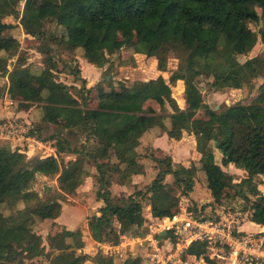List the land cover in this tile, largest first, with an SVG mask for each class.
<instances>
[{"label":"trees","instance_id":"trees-1","mask_svg":"<svg viewBox=\"0 0 264 264\" xmlns=\"http://www.w3.org/2000/svg\"><path fill=\"white\" fill-rule=\"evenodd\" d=\"M21 1L0 0V74L8 75V95L28 93V100L19 104V111H29L42 103V122L61 126L65 132L54 137L58 159L29 158L19 150L0 149V264H25L43 255L51 264H85L94 259L96 264H117L101 253L95 258L85 254L82 229L49 235L51 252L47 254L42 236L21 251L15 247L17 240L35 234L38 223L45 225L62 214L64 196L54 197L47 191V198H42L34 189L39 178L58 176L60 189L67 190L80 175H90V161L103 188L98 192V200L104 204L100 216L88 219L91 237L97 243L118 245L120 236L142 227L146 200L151 202L154 218L173 219L180 200L174 197L173 187L166 179L173 177L175 185L188 197L199 170L205 173L216 202L225 197L228 189H234L236 198L249 203L250 220L264 226V194L256 183L264 176V83L254 104L209 110L207 120L196 118L198 111L208 109L197 84L201 73L213 79L212 86L217 91L242 89L248 80L260 76L264 58L241 63L239 57L251 53L259 37L264 45V0H41L38 7L25 8L22 13ZM7 16L19 19L25 32L34 38L47 37L45 24L56 23L64 30L67 45L73 50L82 49L85 60L98 68L106 66L109 58L126 46L119 32L130 26L137 34L134 47L148 58L157 57L166 43L199 49L200 53L189 58L182 73L171 79L172 84L184 81L187 110L177 106L172 87L163 76L102 95L96 109L89 108L86 97L80 102L70 86L57 80L56 62L50 52L41 51L46 55L47 67L34 74L19 54L20 42L14 37L1 38L8 27L4 22ZM252 23L262 24L259 32L251 29ZM12 57H17L18 62L9 72ZM159 69L164 71L161 61ZM4 96L5 90L0 86V99ZM148 101L156 102L162 109L167 103L174 104V113L167 117L171 124L168 136L180 141L185 132L193 135L201 154L199 167L192 164L187 168L174 163L171 157H154L155 168L145 170L143 156L138 152L141 138L157 127H165L164 117L152 108L144 109ZM33 134L29 132L30 136ZM83 135L86 142L74 147L70 139ZM65 149L75 157L66 164L59 159ZM215 150L222 154L221 165ZM230 165L245 171L247 177L235 183V176L224 170ZM135 175L154 177L145 184L146 190L123 198L113 195L110 188L114 184L131 182ZM16 204L22 206L15 210ZM6 206L12 211L9 215L3 211ZM114 218L127 227L118 231ZM188 252L202 253L195 244ZM123 264H141V260L129 259Z\"/></svg>","mask_w":264,"mask_h":264},{"label":"rangeland","instance_id":"rangeland-1","mask_svg":"<svg viewBox=\"0 0 264 264\" xmlns=\"http://www.w3.org/2000/svg\"><path fill=\"white\" fill-rule=\"evenodd\" d=\"M40 4L41 0H22L19 8L22 13L24 12L25 8H36ZM258 11L261 12V9H258ZM4 22L8 24V27L3 31L1 38L14 37L20 42L21 47L19 54H21L23 58L26 59V65L29 67V69L34 74L42 73V71L46 69L47 65L46 55H44L41 51L44 50L50 52V55L53 56L54 61L56 62L55 74L57 80L70 86L71 93L76 96L80 100V102L83 103L86 97L90 101L89 108H96L99 102V96L104 92H122L125 88L131 87L135 83L143 84L145 82L163 76L166 82L172 87V97L174 98L177 106L183 111L187 110L184 81H178L175 84H172L171 79L173 76L180 75V73H182L181 70L189 63L190 57L196 56L200 53V50L197 48L189 49L182 44L166 43L158 51L157 57L148 58L146 55L138 53L137 49L134 47L137 39L136 29L132 26L126 27L119 32V38L120 40L127 43L126 46L118 54L111 56L109 58V63L106 66H104L103 68H99L100 71L98 70V72H100V76H98L97 79H95L94 76L93 78H88V81H83L81 79L82 69L77 58L80 57L85 60L84 51L82 49H71L65 42L66 37L64 35V30L61 27H58L56 23L49 22L45 24V30L48 35L47 37L42 36L40 38H34L25 32L24 28L20 24L19 19L17 20L13 16H7L6 19H4ZM250 27L254 32H259L262 24L258 25L257 23H252L250 24ZM54 38H57V40L60 41L55 42ZM253 58H264V45L262 44L260 37L251 53L246 56H240L239 61L241 63H245L247 60ZM160 61L162 62L164 71H161L159 69ZM17 62V57H12L10 59L8 67L9 72L14 69ZM94 67L98 68L96 66ZM95 68L92 69L94 73L96 72ZM86 71H89V69ZM263 83L264 69L261 68L260 76L248 80L247 83L242 87V89H226L223 91H217L212 86L213 79H209L203 73H201V75L197 78V84L201 89L204 101L208 105V109L198 111L196 114V118L207 120L209 118V110L221 111L237 104H254L260 94V88ZM9 85L8 75L0 74V86H2L5 90V96L0 99V104L4 106V108H6L3 109L6 110L7 115L9 116L0 121V149L3 147H7L11 150H15V147L12 146L13 138L8 139L10 134V129L8 128V126L10 122H13V120H17V122L22 126H27L29 132L34 133L33 137L39 138L43 142L53 141L51 144L53 146H56L57 138L54 137L64 134L65 129H63L61 133L53 135L50 134L54 133V130L45 133L43 128L41 129V118L44 113V104L42 103L36 104L33 108V112L36 115H33L32 117V124H30L31 126L27 125L25 119H22V117H18L15 115L12 116V114H10V111H19V104L27 102L28 93H26L25 95H21L19 97V101L13 100V102L11 103V101H9L10 96L7 93ZM99 88H107V91L105 89V91H100L101 89ZM181 99H184V104L180 102ZM150 108L154 109L158 116L165 118V127H157L154 130L146 133L141 138L138 152L143 156V159H141V163L144 164L145 170L147 169V167L155 168L156 163L153 160L154 157L159 159H167L170 157L177 158L183 156L181 160L186 161L187 159H189V161H192L193 164H195V162L197 161L196 154H198L195 137L187 132L184 133L183 138L180 141L171 139L168 136L167 129L170 128L171 124L170 120L167 119V117L174 113V104L167 103L166 108L162 109L156 102L148 101L144 104V109L148 110ZM5 124L7 125V127H5ZM29 132L26 133V135H29ZM25 138L27 137L25 136ZM75 139L76 138L74 137L70 139L74 143V147L82 142H86L84 135L80 136L79 139ZM157 145L161 146L160 149H156L155 146ZM16 146H18V148L21 147L22 150H24V148L28 150V144L25 142L23 143L21 141L17 143ZM88 146L91 148V145ZM94 146L95 145H92V150H94ZM47 152H50L49 149L39 147L36 150V153L34 152V155L28 153L25 154H27V157L29 158H35L36 156L41 157ZM215 152H217V162L221 165L222 155H220V153L216 150ZM74 158L75 157L70 154V151L68 149H65L62 156L59 157L60 162H64L65 164L73 160ZM87 167L90 170V174L95 171V166L91 161L88 162ZM224 170L228 174H232L229 171L228 167H224ZM239 174L240 175L235 176V183H240L245 176L247 177V174L245 173ZM153 177L154 175L152 177H147L144 182H151L153 180ZM114 180L119 181L120 178L114 177ZM196 181H198V184L195 185L193 191L188 195L189 198L192 197L194 199L189 200L188 197L182 194V190L175 185L173 177H169L168 179H166V182H169L170 186L173 187L172 190L174 191V197H178L180 200L178 210L176 208L174 210H177L175 217L184 219L187 214H193L195 215V217H198V213L200 210L207 211L210 217L213 219L216 218V210L223 211L225 209L231 208L233 212H247L249 203H240L244 200L235 197L236 192L234 191V189H228L226 191L225 197L220 202H216L208 189L207 179H205V175H203L200 170L196 174ZM145 183L138 185L139 188H132V190H129V192H133L132 194H134L137 190H146ZM256 183L259 184V180H256ZM82 188H80V190ZM34 189L40 194L42 198H47L45 193L47 191L51 192V196L54 197H58L57 194L63 195L64 199L61 202L63 206L65 205L68 208L70 207V209L67 210V212L70 211V213H68L69 216L72 219H77L78 217L76 223L79 227L81 226L78 229L85 230V226L88 225V219L90 217L95 214L100 216V214L97 213L99 209L95 207L97 206L95 204V196L98 197V191L103 189H101L100 185H95L92 189L87 188L81 193H77L79 190L77 192L71 190H61L59 187L58 176L52 178L40 177L38 182L35 184ZM259 190L264 194L263 187ZM117 197L123 198L124 195L120 194V196ZM18 205L22 206L21 204ZM18 205L16 204L13 208L16 210L17 208H19ZM120 205H123V202H120ZM3 211L6 215H9L10 212H12L7 208V206L3 208ZM62 215L63 212L61 216ZM144 218L145 222L142 227L129 230L127 235L120 236V244H122V248H124L123 250H125V257L123 259L116 258L115 260H117V264H123L129 258H142V264H152L151 260L148 258V255L152 254L153 250L152 247L148 246L150 245V243L147 244V236L152 235L159 243V246L164 248L166 253L171 250V244H175L178 241V238L182 239V237H179L175 234L176 229L173 230L171 227L172 223L176 221V218L171 219V221L168 220V218L165 221L163 219H155L152 215L151 202L147 200L145 201L144 205ZM114 219L115 223L117 224L116 226L118 231H122L125 227H127L126 224L122 227L120 222L117 221V218ZM50 227L51 226H49V223H46L45 225H41L40 223H38L34 230L35 234H30L24 239L17 240L15 242V247L17 248V250L21 251L28 246H32L36 242L38 236H42L43 246L46 249L45 253H50L51 249L48 243V230L50 229ZM161 229H163V231L165 230L166 232H171V234L169 236L165 234L161 235L162 233L160 234L159 232V230ZM114 237H116V235H114L113 238ZM83 238H85V234L83 235ZM84 242L86 245L82 251L85 254H88L92 258H95L99 253H101L104 257H106L103 253V250L99 246L100 244L96 245L94 242L89 243L85 239ZM82 251H78V253H81ZM46 256L47 255H43L35 258L34 260L26 261L25 264H51L50 260ZM85 264H96L95 259L90 260Z\"/></svg>","mask_w":264,"mask_h":264},{"label":"built area","instance_id":"built-area-1","mask_svg":"<svg viewBox=\"0 0 264 264\" xmlns=\"http://www.w3.org/2000/svg\"><path fill=\"white\" fill-rule=\"evenodd\" d=\"M8 128V139L13 138L12 146L24 153L21 147L16 145L27 140L25 136L28 135V127L13 120ZM250 216L251 211L233 212L230 208L216 210L215 219L202 210L199 211L198 217L193 214H187L184 219L174 217L176 221L171 227L176 229L175 234L182 239L178 238L175 244H171V250L166 253L152 235L147 236V244L150 243L148 246L153 250L148 258L152 264H264V226L257 224V229L253 231L243 229L247 222H252ZM168 220L171 221L170 218ZM159 232L167 235L168 231L161 229ZM194 244L201 248L200 255L188 252ZM124 251L122 247L117 246L110 248L107 255L123 259Z\"/></svg>","mask_w":264,"mask_h":264},{"label":"crops","instance_id":"crops-1","mask_svg":"<svg viewBox=\"0 0 264 264\" xmlns=\"http://www.w3.org/2000/svg\"><path fill=\"white\" fill-rule=\"evenodd\" d=\"M78 60H79V65L81 66V69H82V72H81V74H82V76H81V79L82 80H85V81H88V78H93L94 76H95V79H97L98 78V76H100V72H98V70H99V68H95L94 67V65H91L90 63H88L87 62V60H84L83 58H80V57H78L77 58ZM93 68H95L96 69V72L94 73L93 72ZM89 69V71H86V70H88ZM100 71V70H99ZM90 85V84H89ZM77 86V85H76ZM88 87H90V86H88ZM89 89H91V88H89ZM99 89H101L100 91H107V88H99ZM105 89V90H104ZM106 93H108V94H110V92H104V93H102L100 96H102V95H106ZM26 94V92H20V93H17V94H14V95H9L10 96V98H9V101H11V103L13 102V100H15V101H19V97L21 96V95H25ZM100 96H99V99H100ZM7 99H8V96H7ZM25 100H27V99H25ZM97 106H98V104H97ZM96 106V107H97ZM4 106H2L1 104H0V121L1 120H3V119H5V118H7V117H9L8 115H7V112H6V110H4V109H6V108H4ZM91 109H96V108H91ZM33 110L34 109H31V110H29V111H15V112H12V111H10V114H12V116H18V117H22V119H25V121H26V124L27 125H29V126H31L30 124H32V117H33V115H36L34 112H33ZM8 111V110H7ZM9 114V113H8ZM29 123V124H28ZM40 123H41V121H40ZM42 124V126H40L41 127V129L43 128V130H44V132L45 133H47L48 131H51V130H54V133H52V134H50V135H53V134H59V133H61L62 132V130L64 129L63 127H61V126H57V125H53V124H51V123H44V122H42L41 123ZM53 137V136H52ZM25 143H27L28 144V150H26V148H24V153H28V154H35L36 153V150L40 147H44V148H46V149H49V151L50 152H47L46 154H44L43 156H41V158L42 159H46V157L48 158V156H53V157H55L56 159H58V156H57V149H56V146H53L51 143L53 142V141H48V142H43V141H41L39 138H36V137H33V135H28L27 136V140L26 141H24ZM23 142V143H24ZM176 142V141H175ZM196 142V141H195ZM159 143V142H158ZM156 145V144H155ZM156 147V149L157 148H159L160 149V147L161 146H159V145H157V146H155ZM216 151H218V150H216ZM35 152V153H34ZM219 153H220V155H222L221 154V152L220 151H218ZM217 153V152H216ZM197 156V161L195 162V165L197 166V167H199V162H200V160H201V154H196ZM170 156V155H169ZM182 157L183 156H180V157H177V158H174V157H172V159H173V161H174V163H177V164H182V165H184L185 167H187V168H189V167H191L192 166V164H193V162L192 161H189V159H187L186 161L184 160H181L182 159ZM175 159V160H174ZM228 169H229V171L232 173L231 175H234V176H237V175H240L239 173H245L246 174V172L245 171H243V170H240V169H238V168H236L234 165H230L229 167H228ZM98 171H96V167H95V171H93L92 172V174H90V175H88V176H86V175H80L76 180H75V182H73L71 185H70V187L67 189V191L68 190H71V191H74V192H77L78 190V192L77 193H81L82 191H84L85 189H87V188H90V189H92L95 185H100V181H99V174L97 173ZM202 174L203 175H205V173L204 172H202ZM244 178H246V176L244 177ZM145 179H147V176L146 175H135V176H133L132 177V181L131 182H123V183H121V184H119V183H116V184H114L111 188H110V191L113 193V195L114 196H120V194H123L124 195V197H128V196H130V195H132V193L133 192H129V190H132V188L134 189V188H136V187H138V185H140V184H142V183H145L144 181H145ZM205 179H206V175H205ZM263 181H264V176H261L260 177V181H259V184H258V186H259V189H261L262 187L264 188V184H263ZM195 185H197L198 184V181H196V179H195ZM147 183V182H146ZM145 183V184H146ZM83 187V188H82ZM80 188H82L81 190H80ZM98 192H100V190L98 191ZM189 198V197H188ZM191 199H194V198H189V200H191ZM95 204L97 205V206H95V207H97V209H101L102 207H103V202L102 201H99L98 200V197H96L95 196ZM65 206V205H64ZM63 206V215L62 216H60L58 219H56V220H48L47 221V223H49V226H51L50 227V229L48 230V235H55L56 233H61V232H66V231H75L76 229H78V228H80L79 226H78V224L76 223L77 222V219H78V217H77V219H72L70 216H69V214L68 213H70V211H68L67 212V210L68 209H70V207L68 208L67 206H65L64 207ZM96 209V208H95ZM66 212H67V214H66ZM98 214H100L99 213V211L97 212ZM93 216H99V215H97V214H95V215H93ZM156 219V218H155ZM157 220H160V219H157ZM163 220H165V219H163ZM86 227V229L85 230H83L82 229V231H83V235L85 234V238H83V240L85 239V240H87L89 243H91V242H94L96 245L98 244H100V243H97L96 241H94L93 240V238L91 237V233H90V231H89V227H88V225H86L85 226ZM243 229H245V230H247V231H253V230H255V229H257V224L256 223H254V222H247L245 225H244V227H243ZM162 235H164V233L162 234ZM166 235V234H165ZM26 237H28V235L27 236H25V237H23V238H21V239H24V238H26ZM100 246V248L103 250V253H104V255L106 256V257H108V258H112V259H116V258H113V257H110L109 255H107V253H108V251H109V249L110 248H115V247H117V246H119V247H123L122 246V244H118V245H112V244H100L99 245ZM124 249V248H123ZM129 259H131V258H129ZM129 259H127V260H129ZM133 259H137V258H133ZM126 260V261H127ZM140 260H141V264L143 263V260H142V258H140ZM125 261V262H126ZM115 262L117 263V260H115ZM124 262V263H125Z\"/></svg>","mask_w":264,"mask_h":264},{"label":"bare ground","instance_id":"bare-ground-1","mask_svg":"<svg viewBox=\"0 0 264 264\" xmlns=\"http://www.w3.org/2000/svg\"><path fill=\"white\" fill-rule=\"evenodd\" d=\"M181 97H182V96H181ZM182 98H183V97H182ZM180 102H182V103H183V102H184V99H181V100H180ZM183 104H184V103H183ZM165 219H167V218H165Z\"/></svg>","mask_w":264,"mask_h":264}]
</instances>
